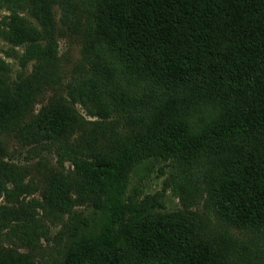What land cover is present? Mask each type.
Segmentation results:
<instances>
[{
	"label": "trees",
	"instance_id": "trees-1",
	"mask_svg": "<svg viewBox=\"0 0 264 264\" xmlns=\"http://www.w3.org/2000/svg\"><path fill=\"white\" fill-rule=\"evenodd\" d=\"M88 1L87 37L103 42L108 55L94 56L77 94L108 110L116 99L146 101L152 114L140 135L123 139L96 164L103 188L95 226L82 219L81 239L58 264L92 258L99 264H224L190 218L148 214L126 221V186L132 165L153 155L234 150L215 175L213 201L234 227L264 223V0ZM32 2L42 26L47 24L50 0ZM18 25L7 37L24 43L23 57L36 59L37 66L14 90L0 81V132L12 129L27 142L50 138L68 125L73 134L80 118L57 93L37 113L29 108L42 77L39 63L47 60L52 41L39 42L44 29ZM117 63L135 87L125 90L111 77ZM0 169L1 190V179L13 182L15 176L1 160ZM13 222L0 210V233L17 229Z\"/></svg>",
	"mask_w": 264,
	"mask_h": 264
},
{
	"label": "rangeland",
	"instance_id": "rangeland-1",
	"mask_svg": "<svg viewBox=\"0 0 264 264\" xmlns=\"http://www.w3.org/2000/svg\"><path fill=\"white\" fill-rule=\"evenodd\" d=\"M86 2L50 0L51 18L42 26L32 0H0V81L14 90L37 66L36 59L23 57L25 44L8 38L7 32L18 28V23L44 29L39 42L48 45L52 41V51L39 63L42 77L28 106L37 113L57 93L55 97L69 110L73 108L81 121L73 134L68 125L39 141L21 140L8 128L0 132V160L15 176L13 182L1 179L0 210L18 223L17 229L7 227L0 233V264H58L64 260L81 239L82 219L86 217L95 226L92 218L97 217L103 188L96 164L109 157L123 139L140 135L151 119L146 101L116 99L108 110L104 104L82 101L77 94V85L86 79L94 56L108 55L103 42L87 37L90 15ZM108 59L116 61L111 56ZM117 64L111 77L125 90L135 87ZM233 157L234 150L226 148L205 155L185 151L177 157L170 151L133 164L125 193L126 221H139L148 214L190 218L196 233L209 240L224 264H264V223L250 230L234 227L213 201L215 175ZM87 264L99 261L92 258Z\"/></svg>",
	"mask_w": 264,
	"mask_h": 264
}]
</instances>
